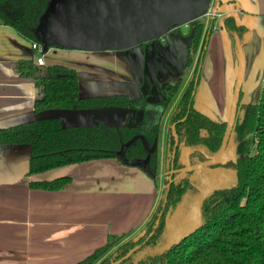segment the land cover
I'll return each instance as SVG.
<instances>
[{"label":"trees","instance_id":"1","mask_svg":"<svg viewBox=\"0 0 264 264\" xmlns=\"http://www.w3.org/2000/svg\"><path fill=\"white\" fill-rule=\"evenodd\" d=\"M48 1L0 0V22L13 28L29 43H41L34 29ZM223 24L239 44L243 46L247 42L245 34L248 29L235 23L231 15L225 16ZM200 27L198 25L199 30ZM16 68L20 76L30 77L35 82V112L112 103L106 97H78L77 76L73 68L57 63L41 66L35 64L32 57L19 60ZM240 106L244 110L243 119L233 128L236 157L222 164L231 171L233 183L220 186L204 197L199 210L200 224L194 231L160 252L140 253L163 241L166 216L174 212L182 200L191 201L202 176L209 179L213 171L220 170L212 166L190 170L188 175L180 174L168 190L164 185L150 216L134 234H108L103 245L73 264H113L117 260L120 261L116 264H264V70L257 102L240 103ZM216 120L209 121L192 112L188 119L177 123L173 128L179 142L176 155L180 144L196 145L194 150L198 151L197 144L209 133H216L211 135L214 141L211 148L208 147L211 153L215 152L224 127V123ZM173 141L168 142L167 150L172 149ZM15 144L30 146L27 172L30 175L60 165L115 156L107 149L112 144L119 146L120 141L116 132L107 129L63 127L56 118H40L0 128V151ZM138 145H131L117 160L122 165L142 168L156 184L154 174L139 163L138 159L145 152ZM192 156L193 162L201 160L195 153ZM150 163L156 173V155L152 156ZM69 182L71 177L63 175L52 180L29 181L28 184L32 188L60 190ZM139 232L143 234L134 240Z\"/></svg>","mask_w":264,"mask_h":264},{"label":"crops","instance_id":"2","mask_svg":"<svg viewBox=\"0 0 264 264\" xmlns=\"http://www.w3.org/2000/svg\"><path fill=\"white\" fill-rule=\"evenodd\" d=\"M216 12L218 28L214 27L209 37L205 73L197 97L227 117L237 58L233 39L221 28L222 18L231 13L236 23L249 31L242 47V102L255 103L264 67V0H225ZM66 51L63 59L85 53ZM46 54L44 65L49 63ZM31 56L30 43L25 44L13 28L0 22V127L58 113H34L35 82L20 76L16 68L19 60ZM79 91L99 93L81 83ZM23 151L19 149L17 153ZM12 159L14 165L22 164L16 157ZM60 175L71 176V182L60 190L32 188L28 184L32 178L52 179ZM156 201L157 189L152 180L139 168L119 164L113 158L71 163L36 176L18 175L0 181V264H73L103 245L108 234L136 232Z\"/></svg>","mask_w":264,"mask_h":264},{"label":"flooded vegetation","instance_id":"3","mask_svg":"<svg viewBox=\"0 0 264 264\" xmlns=\"http://www.w3.org/2000/svg\"><path fill=\"white\" fill-rule=\"evenodd\" d=\"M226 15H231L234 22L236 23L231 13ZM225 16L222 18L221 28H223L233 39L234 49L236 51L235 45L237 39L235 40L234 36L223 27ZM218 17L219 14H217L216 10L214 11L213 0H211L207 11L200 17L183 25L175 26L168 31L171 33L170 40L174 38V44H167V39L163 35L156 38L155 40L152 39L142 42L134 48L112 51V66L103 67L94 63V65H81L83 67V72L77 70V65L73 66L71 64L67 65L57 63L75 70L77 76L78 97H106L108 100L112 101V103L103 106L93 105L83 108H77L74 106L70 108H50L65 110L61 113L60 117H51L58 119L61 125L63 124V121L66 123L69 121V119L75 118L69 116V113L66 112L67 109H73V114H81L79 112L81 110L84 113L82 115L90 113L89 116L92 118L89 117L86 119V121L82 119V117L76 118L86 122V125L76 127L91 130L107 129L118 134L120 145L116 147L114 144H112L109 149H107L109 153H113L115 156L87 159L84 161L113 158L118 162L117 157L124 155L125 151L131 145L134 143L139 144L138 146H141V149H143L145 152L144 156L138 159L139 163L142 167L151 172V174H154L156 184H154L151 178L150 179L152 180L156 189L157 182L160 180L161 185L159 187L160 191L157 194V198H159L162 194L164 185L165 189L168 190L171 183L175 179H178L177 177L180 174L186 173L188 175L190 170L199 169L203 166L207 168L212 166L220 169L221 171H227L222 165L225 160L220 161L217 158V160L212 161L208 157L214 153H211L208 147L211 148V144H213L214 141L211 135L216 133L207 134L205 136L206 138L199 142V145L197 144V147H199L198 151L194 150L196 145L193 147L187 144H180L179 154L177 156L176 147H178L179 142L178 136L173 129L177 123H182L188 119V116H191L192 112H196L202 117L209 119V121L217 119V122L221 124L224 123L223 133L221 134L222 142L228 116L222 117L217 111L202 101V99L200 100V98L197 97V93L201 88L205 73L204 65L207 58L209 37L215 30L214 27L218 28L216 26ZM198 25H201L200 30ZM67 50L83 51L78 49ZM83 52L85 53H83L82 56L80 55V57H83L82 59L88 60L85 57H88L87 55H92L90 52L92 53L93 51ZM103 82H109L110 86L105 87L104 84H102ZM80 83L86 87H92L93 90L98 91L99 93L80 94ZM105 89L108 91H104ZM204 93H207L206 88ZM241 100L242 85L239 89L235 118L227 143L231 134H233V137H235L233 130L234 125L236 123H241L242 121H239L240 112L243 111L244 115V110L241 109L240 106ZM196 102L209 108L215 114V118L208 117L197 111L194 108V103ZM103 108L117 110L116 117L113 122L111 120L104 119L98 114H91L95 112L98 113L99 110ZM46 110L48 109H45V111ZM34 113L37 114L39 112ZM163 120L166 122L164 130ZM161 134L163 138V145L161 149L162 153L159 156L158 146L159 137ZM172 139L174 140L172 149L167 150V144ZM11 147L12 146L8 148ZM7 149H5L3 152L0 151V154L4 153ZM194 153L201 160L193 162L194 157L192 154ZM154 155L157 157L156 173L153 172L155 169L150 163V160ZM198 165L201 166L196 168ZM62 166L65 165L56 166L45 171ZM137 168H139L146 175L142 168ZM45 171L32 173L30 175L26 174V176H36L38 174L44 173ZM208 173L209 172H206L207 175ZM52 179H41L36 177L29 181Z\"/></svg>","mask_w":264,"mask_h":264},{"label":"water","instance_id":"4","mask_svg":"<svg viewBox=\"0 0 264 264\" xmlns=\"http://www.w3.org/2000/svg\"><path fill=\"white\" fill-rule=\"evenodd\" d=\"M210 1L49 0L35 26L34 34L41 41L44 52H47L50 47L93 52L120 51L134 48L142 42L155 40L163 35L167 39V44L171 45L174 44V38L170 40L171 33L168 31L175 26L183 25L200 17L207 11ZM224 1L215 0L214 11L218 9L219 3ZM245 37L248 40L249 32L245 34ZM235 46L238 64L229 113L222 142L217 151L208 156L212 161L217 160L223 153L235 118L238 93L243 77L242 45L237 41ZM102 84L108 85L109 82ZM241 103H243L242 100ZM194 108L208 117L215 118V114L202 104L196 102ZM46 111L58 113L55 116L27 118L15 124L40 118L60 117L65 110L48 109ZM41 112H45V110ZM66 112L69 113L70 117L75 118L69 119L66 123L63 121V127L86 125L87 118L82 117L85 121L76 119L80 117L73 114V109H67ZM242 117L243 111L239 114V121L242 120ZM19 149L24 151L17 153ZM13 157H16L20 162L22 161V164L14 165ZM30 158L31 149L28 144H15L0 154V181H9L18 175H26L29 170ZM199 166L201 165L196 168ZM222 172L220 170L213 171L210 178H214V180L211 181L204 174L205 176H202L196 185L197 192L191 196V201L182 200L174 212L166 216L163 241L153 248L141 250L140 253L160 252L194 231L200 224L199 210L202 200L214 189L224 185L218 179ZM142 234L143 232L137 233L134 240H137ZM119 261L117 260L113 264Z\"/></svg>","mask_w":264,"mask_h":264},{"label":"rangeland","instance_id":"5","mask_svg":"<svg viewBox=\"0 0 264 264\" xmlns=\"http://www.w3.org/2000/svg\"><path fill=\"white\" fill-rule=\"evenodd\" d=\"M25 44H27V40L24 39ZM67 49H62V48H55V47H50L48 49V54H46V60L47 62H49L48 64H52V63H59V61H62L63 63H67V64H71L73 66L77 65V70L80 72H83V67L85 64H89V65H94V64H98L101 65L103 67H109L112 66V60H111V56H112V51H100V52H90V54L92 55H87L88 60L82 59L83 57H80V55H76V58H62V53L67 52ZM70 54H75V53H70ZM83 54H81L82 56ZM110 58V59H109ZM94 63V64H93ZM82 65V66H81ZM259 98V96H258ZM258 100V99H257ZM81 114H84L81 110L79 111ZM116 113L117 110L114 109H100L99 112H95V113H91V114H98L99 116L103 117L104 119H108L111 120L112 122L114 121L115 117H116ZM90 113H87V116H89ZM164 121V120H163ZM165 121L163 122V130L165 128ZM162 145H163V138H162V134L159 137V146H158V154L159 156L161 155L162 151ZM235 141H234V137L233 134H231L229 141L227 143L226 148L224 149L223 153L221 154V156L218 158V160L220 161H224L228 158H234L236 156L235 153ZM218 179H220L221 183L224 185H231L233 183V177H232V173L231 171H223L221 173V175L218 176ZM161 183L160 180L157 182V194L159 193V187H160ZM158 200V198H157ZM157 202V201H156ZM150 216V215H149ZM148 216V217H149ZM148 219V218H147ZM127 233V232H126ZM135 232H128V234H134ZM106 242V241H105ZM94 250V249H93Z\"/></svg>","mask_w":264,"mask_h":264},{"label":"built area","instance_id":"6","mask_svg":"<svg viewBox=\"0 0 264 264\" xmlns=\"http://www.w3.org/2000/svg\"><path fill=\"white\" fill-rule=\"evenodd\" d=\"M30 48L33 50V61L35 64L44 65V54L42 44L36 41L30 42Z\"/></svg>","mask_w":264,"mask_h":264}]
</instances>
